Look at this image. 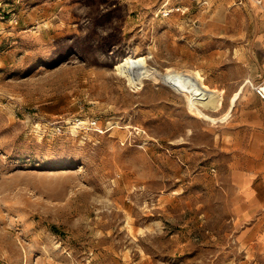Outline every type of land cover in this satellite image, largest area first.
Here are the masks:
<instances>
[{
	"label": "rangeland",
	"instance_id": "1",
	"mask_svg": "<svg viewBox=\"0 0 264 264\" xmlns=\"http://www.w3.org/2000/svg\"><path fill=\"white\" fill-rule=\"evenodd\" d=\"M174 3L0 0V264H264L234 116L193 114L161 77L198 72L225 112L264 79V0Z\"/></svg>",
	"mask_w": 264,
	"mask_h": 264
},
{
	"label": "crops",
	"instance_id": "2",
	"mask_svg": "<svg viewBox=\"0 0 264 264\" xmlns=\"http://www.w3.org/2000/svg\"><path fill=\"white\" fill-rule=\"evenodd\" d=\"M252 41L253 46L262 51L264 64V24L257 28ZM253 57L257 59L256 56ZM263 74L264 66L262 71L256 72L255 76L260 79ZM218 90L223 94V88ZM230 104L229 100L225 111ZM232 116L234 117L230 122L229 146L233 157H231L230 166L237 189L256 213L252 222L254 228L264 224V99H261L253 89L242 90L233 105L231 104L230 115L225 121ZM239 154H243L245 163L239 162ZM261 240L264 243V227Z\"/></svg>",
	"mask_w": 264,
	"mask_h": 264
},
{
	"label": "bare ground",
	"instance_id": "3",
	"mask_svg": "<svg viewBox=\"0 0 264 264\" xmlns=\"http://www.w3.org/2000/svg\"><path fill=\"white\" fill-rule=\"evenodd\" d=\"M256 2L258 1L256 0ZM144 62L145 60L143 58L121 59L116 63L115 67H126L124 71H126L125 76H127V82L140 88L143 83V78L136 79L135 73L136 71L139 72V67L143 66ZM141 73L143 74V72ZM161 77L166 84L184 95L186 105L190 112L211 122L225 121L229 117L231 104L233 105L244 88V85H241L233 93L229 99L231 103L230 107L225 112L220 115H213L210 111L215 112L219 110V95L215 89L204 82L205 78L201 74L198 72L191 74L181 71H169L162 74Z\"/></svg>",
	"mask_w": 264,
	"mask_h": 264
},
{
	"label": "built area",
	"instance_id": "4",
	"mask_svg": "<svg viewBox=\"0 0 264 264\" xmlns=\"http://www.w3.org/2000/svg\"><path fill=\"white\" fill-rule=\"evenodd\" d=\"M258 3H261L262 0H257ZM168 4V1H166L164 3V5H167ZM185 7L184 5H182V0H175V3L172 5V6H169V7H166L168 8V12H171V11H178V10H181V11H184V8ZM186 9V8H185ZM252 89L254 90V92L261 98V99H264V79H262L261 81L257 82V83H252L251 81L249 82Z\"/></svg>",
	"mask_w": 264,
	"mask_h": 264
}]
</instances>
